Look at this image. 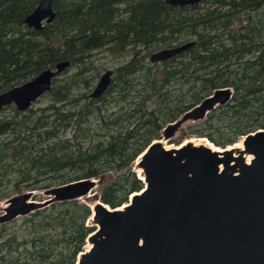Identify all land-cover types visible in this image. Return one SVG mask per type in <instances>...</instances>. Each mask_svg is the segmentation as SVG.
<instances>
[{
  "label": "trees",
  "instance_id": "1",
  "mask_svg": "<svg viewBox=\"0 0 264 264\" xmlns=\"http://www.w3.org/2000/svg\"><path fill=\"white\" fill-rule=\"evenodd\" d=\"M39 2L0 0V89L71 65L28 110L0 112V200L108 177L101 200L127 203L144 186L135 160L218 88H233L232 99L192 126L193 135L227 147L264 129L263 0H52L56 16L38 30L24 20ZM192 40L174 57L150 59ZM104 57L118 64L107 91L93 98ZM91 215L74 199L0 224V264H76L95 229Z\"/></svg>",
  "mask_w": 264,
  "mask_h": 264
},
{
  "label": "water",
  "instance_id": "2",
  "mask_svg": "<svg viewBox=\"0 0 264 264\" xmlns=\"http://www.w3.org/2000/svg\"><path fill=\"white\" fill-rule=\"evenodd\" d=\"M165 1L185 6L203 0ZM55 16L52 0H40L24 21L41 30ZM195 43L162 48L150 59H169ZM70 65V61L59 62L0 91V112L10 105L28 110ZM113 73L108 69L101 75L91 97L107 91ZM233 93L231 87L218 88L165 126L160 138L139 156L144 186L127 203L113 208L94 195L100 203L89 220L95 226L87 238L91 248L79 254L76 264H264V129L244 136V149L237 156V149L230 146L214 150L187 143L167 148L160 141L172 139L188 121L205 119L230 102ZM246 155L253 157L251 164ZM96 185L97 179L84 178L53 186L39 192L47 196L44 200L36 199L34 190L17 193L6 199L0 224L54 202L89 197Z\"/></svg>",
  "mask_w": 264,
  "mask_h": 264
},
{
  "label": "rangeland",
  "instance_id": "3",
  "mask_svg": "<svg viewBox=\"0 0 264 264\" xmlns=\"http://www.w3.org/2000/svg\"><path fill=\"white\" fill-rule=\"evenodd\" d=\"M102 62H104L105 63V68H104V70L103 71H105V70H108V69H114L115 68V66L118 64V61L115 59V58H112V57H104V59H102L101 60ZM102 71V72H103ZM96 86V85H95ZM207 117V116H206ZM203 120H205V119H203ZM203 120H201V121H188V122H186V123H184L183 125H182V127L179 129V131L176 133V135L172 138V139H170V140H167V141H165L166 142V144L168 145V146H172V147H178V146H180V145H182V144H184L186 141H189V140H194L195 142L196 141H199V139L200 138H205L207 141H209L211 144H213V145H215V147H218V148H221V147H219V146H217L213 141H211L210 139H208L207 137H197V136H195V135H193V133H192V130L190 129L192 126H194L196 123H199V122H202ZM162 134V133H161ZM161 136V135H160ZM160 136H159V138H160ZM158 138V139H159ZM161 140H163V139H161ZM241 141H243V138H241L240 140H239V142H241ZM139 161V157L135 160V162L133 163V166H132V169H133V171H136V173H137V175L139 176V174H138V171H137V168H140L139 166H138V162ZM142 169V168H141ZM143 170V169H142ZM108 180V177H106V178H104V179H97V185H96V187L92 190V192H91V195H98V196H101V192H102V190H103V188H104V184H105V182ZM37 192V194H41V193H39V192H41V191H36ZM39 197H41V199L42 200H44V199H46V197L47 196H45L44 194H42V195H40ZM88 199L89 198H87V197H84V198H81L80 200L81 201H84V202H86V203H88ZM99 199V198H98ZM89 204V203H88ZM6 206V200H0V214L1 213H3V210H4V207ZM88 223L90 224V225H92L93 224V222L92 221H89L88 220ZM90 245V243L87 241V244H86V246H85V249L84 250H88V246Z\"/></svg>",
  "mask_w": 264,
  "mask_h": 264
},
{
  "label": "bare ground",
  "instance_id": "4",
  "mask_svg": "<svg viewBox=\"0 0 264 264\" xmlns=\"http://www.w3.org/2000/svg\"><path fill=\"white\" fill-rule=\"evenodd\" d=\"M167 148H169L170 146H168L167 144H166V140H160ZM187 143H193L194 145H201V144H203V145H207V146H209V147H212V149H214V150H220V148H218V147H215L213 144H211L209 141H207L205 138H200L199 139V141H194L193 139L192 140H189V141H186L184 144H187ZM172 147V146H171ZM175 147V146H174ZM230 149H237V151L235 152V154H236V156L238 155V151L240 150V151H243V149H244V146H243V144H242V142H237V143H235L234 145H231L230 147H229ZM246 157H247V161L248 162H250V160H252V156L251 155H246ZM234 163V162H233ZM137 171H138V174H139V177H141L142 179H144V174H143V170L141 169V168H137ZM87 198H89L88 199V203L90 204V206H91V208L93 209L92 211H94V208H95V206L97 205V204H99L100 203V199H98V198H96V196H94V195H89V197H87ZM89 248H91V244L88 246V249Z\"/></svg>",
  "mask_w": 264,
  "mask_h": 264
},
{
  "label": "flooded vegetation",
  "instance_id": "5",
  "mask_svg": "<svg viewBox=\"0 0 264 264\" xmlns=\"http://www.w3.org/2000/svg\"><path fill=\"white\" fill-rule=\"evenodd\" d=\"M204 1V0H203ZM203 1H201L200 3H202ZM197 4H199V3H197ZM254 12V11H253ZM257 13H258V15H261V14H263L264 13V0H263V2H262V4H261V6L257 9ZM255 14V13H254ZM244 17H245V15H244ZM253 17L252 16H250L249 17V19H252ZM45 24V23H44ZM240 29H242V30H246V27L245 26H243V28L241 27ZM195 41V40H194ZM1 90V89H0ZM2 91V90H1Z\"/></svg>",
  "mask_w": 264,
  "mask_h": 264
}]
</instances>
